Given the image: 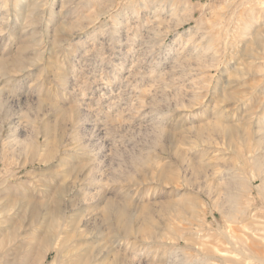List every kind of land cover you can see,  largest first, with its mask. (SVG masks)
Masks as SVG:
<instances>
[{
    "label": "rangeland",
    "instance_id": "obj_1",
    "mask_svg": "<svg viewBox=\"0 0 264 264\" xmlns=\"http://www.w3.org/2000/svg\"><path fill=\"white\" fill-rule=\"evenodd\" d=\"M262 177L264 0H0V264H264Z\"/></svg>",
    "mask_w": 264,
    "mask_h": 264
},
{
    "label": "bare ground",
    "instance_id": "obj_2",
    "mask_svg": "<svg viewBox=\"0 0 264 264\" xmlns=\"http://www.w3.org/2000/svg\"><path fill=\"white\" fill-rule=\"evenodd\" d=\"M260 175V174H259ZM263 176V175H262ZM262 179L264 180V177H262ZM235 197V196H234ZM115 202H113V201H109L108 202V207H107V210L110 212L112 209H115V204H114ZM125 207V206H124ZM122 207H120V209H121ZM123 209V208H122ZM116 210V209H115ZM125 211H122V210H120V211H118V212H120V214H118V219H117V222H118V220H119V224L121 225V226H123V228H125L126 230H128L129 228H130V218H129V216H128V211H126L127 209H124ZM114 212V211H113ZM116 212H117V210H116ZM117 215V214H116ZM116 217V216H115ZM44 238V237H43ZM49 237L48 236H46L45 238H44V241L42 242V246H47L48 245V243H49ZM41 244V243H40Z\"/></svg>",
    "mask_w": 264,
    "mask_h": 264
}]
</instances>
